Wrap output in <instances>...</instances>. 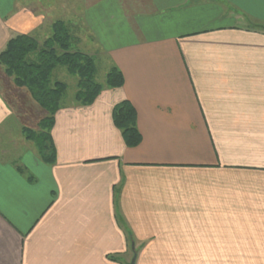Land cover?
I'll list each match as a JSON object with an SVG mask.
<instances>
[{"label": "crops", "instance_id": "crops-1", "mask_svg": "<svg viewBox=\"0 0 264 264\" xmlns=\"http://www.w3.org/2000/svg\"><path fill=\"white\" fill-rule=\"evenodd\" d=\"M69 13L124 84L1 151L0 264H264V0H0V53Z\"/></svg>", "mask_w": 264, "mask_h": 264}, {"label": "trees", "instance_id": "trees-1", "mask_svg": "<svg viewBox=\"0 0 264 264\" xmlns=\"http://www.w3.org/2000/svg\"><path fill=\"white\" fill-rule=\"evenodd\" d=\"M52 28L51 37L42 45L33 36L19 35L11 39L0 53V65L5 68L7 76L14 79L17 87L26 88L47 113L40 123L39 131H25L28 133L26 139L35 144L40 157L48 164L56 161L51 132L55 116L68 91L65 82L52 80L55 70L64 67L69 74L78 77L75 101L80 105L93 104L105 87L96 81V59L82 51L72 50L73 37L66 23L56 21ZM123 84L122 73L112 67L107 75L106 86L119 88ZM114 122L122 131L129 147H136L141 143L137 114L131 104L124 102L115 108Z\"/></svg>", "mask_w": 264, "mask_h": 264}, {"label": "rangeland", "instance_id": "rangeland-1", "mask_svg": "<svg viewBox=\"0 0 264 264\" xmlns=\"http://www.w3.org/2000/svg\"><path fill=\"white\" fill-rule=\"evenodd\" d=\"M54 0H51L53 2ZM67 11L63 13L68 14ZM64 18V17H63ZM65 19L66 25L69 27L72 40V50H79L93 56L97 62V77L96 81L106 86L107 75L111 70V62L109 59L99 52V46L86 35L85 23L78 21L77 18L67 16ZM56 21H47L45 29L33 35L42 45L48 38L51 37L53 31V24ZM53 81H63L68 85L67 94L63 103H70L74 101L75 94L78 91V77L72 76L64 67H59L53 73ZM0 90H2L6 99L10 102L13 108V118L5 124V128L0 130V154L1 151L7 152L6 156L14 157V155L21 151L24 143L29 145L30 140H27V132L39 131L41 121L47 116L44 109L34 100L30 92L26 88H19L15 85L14 79L7 76L5 68L0 65ZM32 143V142H31ZM23 146V147H22ZM14 154V155H13Z\"/></svg>", "mask_w": 264, "mask_h": 264}, {"label": "water", "instance_id": "water-1", "mask_svg": "<svg viewBox=\"0 0 264 264\" xmlns=\"http://www.w3.org/2000/svg\"><path fill=\"white\" fill-rule=\"evenodd\" d=\"M131 264H135V261H132V263Z\"/></svg>", "mask_w": 264, "mask_h": 264}]
</instances>
